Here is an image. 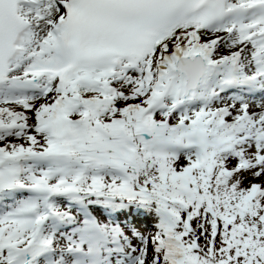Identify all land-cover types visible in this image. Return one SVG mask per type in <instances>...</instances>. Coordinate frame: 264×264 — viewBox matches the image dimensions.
<instances>
[{
	"label": "snow or ice",
	"instance_id": "1",
	"mask_svg": "<svg viewBox=\"0 0 264 264\" xmlns=\"http://www.w3.org/2000/svg\"><path fill=\"white\" fill-rule=\"evenodd\" d=\"M0 264H264V0H0Z\"/></svg>",
	"mask_w": 264,
	"mask_h": 264
}]
</instances>
